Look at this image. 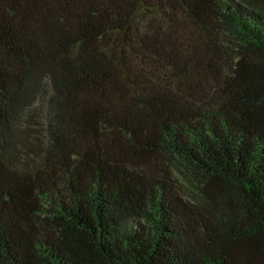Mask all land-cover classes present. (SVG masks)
I'll list each match as a JSON object with an SVG mask.
<instances>
[{
	"label": "trees",
	"instance_id": "1",
	"mask_svg": "<svg viewBox=\"0 0 264 264\" xmlns=\"http://www.w3.org/2000/svg\"><path fill=\"white\" fill-rule=\"evenodd\" d=\"M0 264H264V0H0Z\"/></svg>",
	"mask_w": 264,
	"mask_h": 264
}]
</instances>
